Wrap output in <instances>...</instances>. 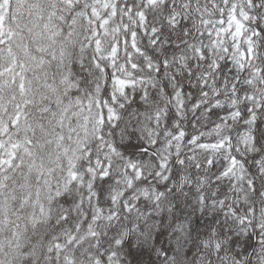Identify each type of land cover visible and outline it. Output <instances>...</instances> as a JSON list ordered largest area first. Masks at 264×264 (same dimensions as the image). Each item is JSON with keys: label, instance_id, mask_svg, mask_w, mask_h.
Returning <instances> with one entry per match:
<instances>
[{"label": "snow or ice", "instance_id": "6c2138e0", "mask_svg": "<svg viewBox=\"0 0 264 264\" xmlns=\"http://www.w3.org/2000/svg\"><path fill=\"white\" fill-rule=\"evenodd\" d=\"M0 264H264V0H0Z\"/></svg>", "mask_w": 264, "mask_h": 264}]
</instances>
